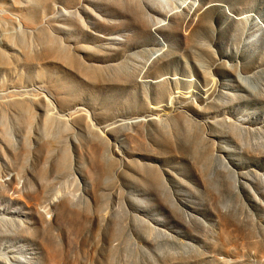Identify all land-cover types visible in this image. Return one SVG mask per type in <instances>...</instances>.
<instances>
[{
	"label": "rangeland",
	"instance_id": "rangeland-1",
	"mask_svg": "<svg viewBox=\"0 0 264 264\" xmlns=\"http://www.w3.org/2000/svg\"><path fill=\"white\" fill-rule=\"evenodd\" d=\"M0 264H264V0H0Z\"/></svg>",
	"mask_w": 264,
	"mask_h": 264
},
{
	"label": "bare ground",
	"instance_id": "bare-ground-1",
	"mask_svg": "<svg viewBox=\"0 0 264 264\" xmlns=\"http://www.w3.org/2000/svg\"><path fill=\"white\" fill-rule=\"evenodd\" d=\"M208 75H209V74H208ZM208 75H207V76H208ZM209 77H210V76H209ZM215 87H216V86L213 85V86L211 87L210 91H211L212 89H214ZM186 98H190V96H188V97H186ZM151 109L156 110L157 107H156V106H152Z\"/></svg>",
	"mask_w": 264,
	"mask_h": 264
}]
</instances>
